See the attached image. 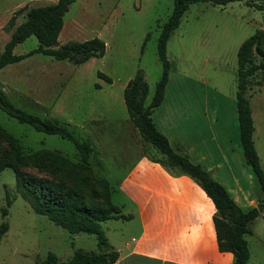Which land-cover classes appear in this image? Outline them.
Listing matches in <instances>:
<instances>
[{
  "label": "rangeland",
  "instance_id": "374dc122",
  "mask_svg": "<svg viewBox=\"0 0 264 264\" xmlns=\"http://www.w3.org/2000/svg\"><path fill=\"white\" fill-rule=\"evenodd\" d=\"M251 2L261 4L263 0H241L226 6L192 4L167 44L172 66L169 91L217 90L219 95L216 101L211 96V104L221 105L228 115V145L250 171L240 145L237 117L232 120L231 114L232 103L237 112L238 51L258 30H264V11L250 7ZM56 3L57 0H0V53L15 29L8 28L12 17L16 15L17 27L32 8ZM173 7L174 0H77L67 7L62 14L59 45L100 38L106 43L105 55L82 65L35 55L0 70V89L17 107L62 124L80 141L90 143L93 154L89 170L79 166L71 142L38 133L1 110L0 158L19 150L39 152L40 166L17 167L27 180L49 187L97 191L103 188L98 180H108L115 187L113 203L123 207L119 184L137 157L148 150L130 120L124 90L141 70L149 86L148 103L154 96L163 72L158 40ZM148 34L150 38L142 52ZM37 46L38 40L32 36L14 52L26 54ZM100 73L111 78L112 83L100 78ZM183 95L179 98L185 101L183 105L205 104L204 93ZM248 97L254 105V141L264 169V88L248 91ZM8 202V215L3 217L2 208ZM124 213L129 214L127 209ZM3 221L8 222L9 229L0 243V264H37L49 253L68 261L77 249L99 252L95 236L71 235L37 214L22 196L18 177L11 168L0 173V227ZM127 224L128 220H110L102 228L106 234L110 227V237L115 242L128 235ZM246 240L251 251L249 264H264V243L253 235L246 236Z\"/></svg>",
  "mask_w": 264,
  "mask_h": 264
},
{
  "label": "trees",
  "instance_id": "16d2710c",
  "mask_svg": "<svg viewBox=\"0 0 264 264\" xmlns=\"http://www.w3.org/2000/svg\"><path fill=\"white\" fill-rule=\"evenodd\" d=\"M76 1L57 0L53 5L32 8L26 20L17 27L16 15L12 17L8 28L15 29L10 41L0 53V70L35 55L50 57L57 61H69L74 65H82L91 59L102 58L106 52V43L100 38L59 45L58 39L64 26L62 14ZM236 1L241 0H174L172 14L163 25L158 40V56L163 72L154 96L148 103L149 86L143 71L140 70L128 82L124 90V101L132 124L144 145L148 147L146 154L142 156L160 164L174 177L181 175L191 177L205 191L216 207L213 222L220 251L232 253L233 264H249L251 251L246 236L253 234L256 221L264 213V201H260L257 207L250 210L242 209L227 189L205 168L190 160L179 141L174 145L170 143L169 139L157 129L152 117L155 109L164 100L172 67L167 58L168 41L180 26L189 7L195 3L226 6ZM248 5L264 11V0L261 4L251 2ZM32 36L37 38L38 46L26 54H16L14 52L16 47L24 44ZM149 38L150 34L145 38L142 52ZM255 57L260 58L259 63L256 62ZM259 70H264V32L258 30L241 45L238 51L236 103L244 160L264 193V169L254 142L255 127L248 97V91L252 87L250 77ZM99 77L112 83L111 78L104 74L100 73ZM0 110L38 133L58 136L71 142L77 151L79 166L83 170H89L87 166L93 154L92 146L90 143L80 141L66 126L17 107L1 89ZM21 165L40 166L39 152L26 153L20 150L8 152L6 157L0 158V173L7 168L15 170L22 196L29 200L37 214L46 216L71 235L84 233L95 236L98 241V253L77 249L68 261H61L54 253H49L45 260L37 264H115L119 259V253L109 244L102 224L110 220L130 218L112 201L115 187H112L108 180H98L103 185L101 191L86 188L68 189L65 186L49 187L34 180H27L26 176L17 169ZM10 204L8 202V206L2 208L3 217L8 215ZM8 229V222L3 221L0 227V243Z\"/></svg>",
  "mask_w": 264,
  "mask_h": 264
},
{
  "label": "crops",
  "instance_id": "0c3cea01",
  "mask_svg": "<svg viewBox=\"0 0 264 264\" xmlns=\"http://www.w3.org/2000/svg\"><path fill=\"white\" fill-rule=\"evenodd\" d=\"M255 58L259 63L260 58ZM250 81L249 91L264 88V70L252 75ZM171 83L169 74L164 100L152 116L157 129L171 144L179 141L190 160L205 168L242 209L257 207L264 201V193L256 186L252 171L228 145V115L226 117L221 105L211 104V96L216 101L218 91L170 92ZM184 93L185 96L204 93L205 104H200L202 108L195 104L183 105L185 101L179 98ZM250 105L255 135V111L251 101ZM235 117L238 124V113L232 103L231 119ZM118 189L124 201L120 208L123 212L127 209L130 218L129 232L123 240L112 241L110 227L105 234L119 253L115 264H233V254L219 249L213 222L216 207L191 177H174L160 164L140 155ZM252 235L264 243V213L256 221Z\"/></svg>",
  "mask_w": 264,
  "mask_h": 264
}]
</instances>
